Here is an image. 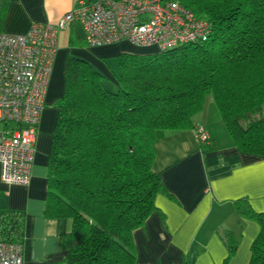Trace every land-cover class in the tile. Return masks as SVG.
Listing matches in <instances>:
<instances>
[{
    "label": "trees",
    "instance_id": "obj_1",
    "mask_svg": "<svg viewBox=\"0 0 264 264\" xmlns=\"http://www.w3.org/2000/svg\"><path fill=\"white\" fill-rule=\"evenodd\" d=\"M174 1L210 23L209 37L119 53L116 91L85 59H66L45 206L48 216L71 220L60 237L63 264H137L133 231L164 190L152 167L155 142L166 131L195 129L208 96L236 148L264 158V0ZM245 213L259 224L247 264H264V212ZM23 227V212L0 211L1 240L22 245ZM223 238L230 254L236 240L229 231ZM194 256L175 264H193Z\"/></svg>",
    "mask_w": 264,
    "mask_h": 264
},
{
    "label": "crops",
    "instance_id": "obj_2",
    "mask_svg": "<svg viewBox=\"0 0 264 264\" xmlns=\"http://www.w3.org/2000/svg\"><path fill=\"white\" fill-rule=\"evenodd\" d=\"M77 0H2L0 32L21 35L34 23H57ZM52 71L35 140L34 162L28 185L0 180V211L24 215L22 264H63L66 250L61 235L71 229L69 218L45 213L48 153L57 114L56 103L64 90L68 55L81 57L112 78L103 57L121 52H148L126 41L87 46L77 21L58 31ZM130 46L135 49H130ZM154 48V47H153ZM153 51V50H152ZM113 82L116 83L115 79ZM209 136L199 142L194 128L170 130L155 142L153 170L163 191L144 225L133 231L137 264H175L195 254L193 264H247L250 247L259 232L258 222L246 208L264 212V158L240 152L227 132L210 96L193 118ZM242 199L241 210L235 201ZM225 231L236 240L228 254Z\"/></svg>",
    "mask_w": 264,
    "mask_h": 264
},
{
    "label": "built area",
    "instance_id": "obj_3",
    "mask_svg": "<svg viewBox=\"0 0 264 264\" xmlns=\"http://www.w3.org/2000/svg\"><path fill=\"white\" fill-rule=\"evenodd\" d=\"M1 1V0H0ZM77 21L87 46L126 41L158 51L206 40L211 25L174 0H77L57 23L0 32V180L28 185L59 30ZM199 142H208L195 127ZM0 264H22V245L0 239Z\"/></svg>",
    "mask_w": 264,
    "mask_h": 264
},
{
    "label": "rangeland",
    "instance_id": "obj_4",
    "mask_svg": "<svg viewBox=\"0 0 264 264\" xmlns=\"http://www.w3.org/2000/svg\"><path fill=\"white\" fill-rule=\"evenodd\" d=\"M130 49H135V47L133 46H130ZM143 50H146V51H152L154 50L153 47H147V48H142ZM128 52V51H127ZM130 52V50H129ZM131 52H134V51H131ZM103 61L104 63L107 65L111 75H113V73L115 72V69H116V63H117V55H114V56H109V57H103ZM113 77L110 78V77H104L103 79V84L104 86L111 90V91H116L117 90V84L113 82ZM3 125L0 123V130L2 129Z\"/></svg>",
    "mask_w": 264,
    "mask_h": 264
}]
</instances>
